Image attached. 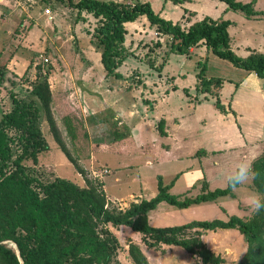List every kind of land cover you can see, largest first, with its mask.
I'll list each match as a JSON object with an SVG mask.
<instances>
[{"label": "rangeland", "instance_id": "374dc122", "mask_svg": "<svg viewBox=\"0 0 264 264\" xmlns=\"http://www.w3.org/2000/svg\"><path fill=\"white\" fill-rule=\"evenodd\" d=\"M17 1L18 2L15 0H0V28L4 30L5 33L2 38V40L4 39L2 42V49L0 50V70L3 71V75H0V116L12 106L10 94H28L38 73L49 72L51 74L54 70L57 74L62 72L65 67V65H63L64 63L61 62L62 55L71 56L72 50L77 51L81 47V44H78V42H87L89 38L91 41V39H93L92 33L94 27L98 24V20L91 14L82 12L81 15H78L77 10L72 9L66 2L63 3L53 0H21V5L19 3L20 0ZM117 1L133 2L134 0ZM146 1L152 4L156 12L161 9V6H164L166 10L172 12V17L177 20L184 11V7L179 5L180 3L174 2V0ZM237 1L243 3L253 1L254 3L255 0ZM192 3L196 10L202 9L205 13L209 11L213 16L221 15L226 17L225 19L235 22L232 23L230 32H228L231 38L230 47L237 55L244 57L241 52H245L244 49L246 45H248L249 48L255 49L263 47L264 36L257 32L259 29L264 31V21L260 22V20L257 19L247 18L243 11L230 9L225 1L195 0V2ZM259 3L260 7L264 8V0H259ZM47 9L50 10L49 14H47V25L41 24L37 27L40 28L42 32L38 38L39 41L37 43L26 41L28 31L36 27L32 26L34 24V17H29V15L37 10L45 13ZM140 18H145V16H141ZM246 19H248L249 22L243 23ZM144 20V23L139 21L136 25H129L130 34L127 35V32L126 39L123 43L128 54L127 58H129L126 64H122V66L120 65L117 68V72L120 74L117 80L121 81L122 87L133 89V95L136 99L139 98L138 107L140 108L137 111L142 112V110H144L140 100H142V102L145 101L144 104L146 107L144 108L148 110H150V108L152 109V107H154V102H156L154 99L158 97V99H160L162 97L160 95H163L167 90L171 91V88H174L173 79L178 78L179 83L185 86L187 88L186 92L189 90L190 94L185 92L186 95L183 89H179L178 91L174 90L175 92L168 97V105H171L170 112H167L168 108L166 107V102L163 104L161 103L162 105H160L159 110L164 113H172L174 114L173 116H178L177 114L183 115L187 120L190 117L196 120V123L190 129L192 132V148L195 147V149H199L200 147H207L215 149L219 148L216 146L224 145L219 148L223 149L224 147L228 148L238 145L239 134L235 125L233 126V123H227L220 119L219 116H221V113L215 107L214 93L215 95L218 94L219 88L212 86L211 92L207 94V98L199 102L201 100H199L201 87H199L200 85L196 75L200 69L198 63L205 62L206 78L221 77L226 79L227 81L221 90L223 96L220 98L222 102L227 104L228 101H230L232 91L237 89L236 85L243 80L247 71L234 66L226 59L214 55L207 47L204 48L199 46L194 48L192 53L188 55L177 54L171 50V37L157 33L155 27L148 28L149 24L146 18ZM184 23L185 22L182 21V24ZM75 30L79 32L82 39H78L76 36L75 39H71L72 42L74 41V48L70 50L68 35L71 34V32L74 33ZM74 53L76 54V52ZM78 57L80 56L78 55ZM45 59L47 61H45ZM96 72L101 75L100 70ZM246 82L250 85L247 87L248 89L259 88V85H257L258 83L255 82L253 78L248 77ZM140 93L142 94L141 96H139ZM145 97L147 98L143 99ZM239 101L240 104L237 105L238 109L242 110L244 118L250 122V124H245V120L243 122L244 124H242L243 127L256 131L257 133L255 135L262 136V139H264V115L258 117L257 114L253 113L250 108L252 103V97L250 95L243 93ZM258 107L259 104L256 106L257 111ZM42 114L44 124H41V129L49 146L52 147L50 149L51 152H43L39 157L37 171L42 179L62 177L70 179L81 186H86L88 183L96 185V180L104 184L107 178H113V171L111 172L112 169L108 166V159L112 158V156L108 157V152L109 150L114 151V142L120 140V138L115 137L114 129L117 127L119 130L117 129L116 132L124 134V129H122V127H118V125L116 126L115 124L55 123L59 133L58 136L66 148L67 154H65L60 144L51 133L50 124L45 118V112L42 111ZM170 116L171 115H167V117ZM157 122L156 124H158ZM205 124L207 130L203 129V125L205 126ZM211 128L216 130V135H211ZM212 136L223 138L224 143L222 144L217 141H213L212 143ZM129 142L128 140L121 146L129 148L131 147ZM132 153L130 157H125L127 153H123L122 156L124 157L121 159L119 158L118 163L122 165H132V168L137 169V172L142 174L143 182L145 183L142 184L141 189L138 188L135 193L144 194V198H146L145 195L149 193L148 189L157 187V178L155 177L156 171H161L165 174V181H168L169 176H167V174H170L171 171L170 169L158 168L157 161L155 159L153 160V157L149 154L138 151ZM219 154H221V152L216 153L217 157L220 158L223 156ZM148 157L152 159V165H148L145 162ZM25 162L26 164H31L29 160ZM52 162L55 163L54 167L51 165ZM188 163L189 161H184L180 165L186 166ZM179 167L181 166L177 163L174 169H178ZM103 168H107L109 173L100 177L96 176V178L94 172ZM209 170L208 167H204L205 174L207 173L210 175L211 173H209ZM76 172H78L79 175H77ZM186 173L188 180L190 178L192 181L190 183L197 182L199 185L202 184L201 179L203 172L199 169L198 164H196V167H191L184 171V174ZM129 180L130 182H128ZM183 180L185 179L183 178ZM182 181L177 183L173 190H171L172 194L177 195L183 192L180 190L183 187ZM118 183H125V187L131 186V188H136V186H138L131 181L129 177L125 180H122L120 177ZM106 185V207L109 210H125L129 207L131 202H137L141 199L139 195L134 196L131 193L122 195L120 200L111 198L110 188L112 186L109 183H106ZM216 187L224 188L226 185ZM99 188H103L104 190L101 183ZM114 189L117 190L118 188L115 187ZM202 189L201 186L195 184L194 190L191 191V193H182L184 195L180 196L179 199L182 200L184 198L195 197L202 192ZM204 189L208 191L210 187L206 185ZM133 199L136 201H133ZM196 207L198 208L194 210L189 209L180 213L185 209L170 205L167 202H161L157 207V211L161 212L164 210L163 208H168L166 211L169 212V215L162 217L166 223H160L156 226L181 225L184 223L181 221L189 216V211L192 213V218L195 217L194 219L206 220L218 217L212 213L210 208L204 207L203 202ZM109 228L119 240V249L117 252L121 264H135L129 254V244L131 243H136L140 246L149 264H202L197 256L189 254L181 246L162 244L158 248H148L142 242L141 234L132 231L129 227L120 226L116 228L109 225ZM202 238L213 252L223 258V263L221 264H235L244 255L247 248L243 235L237 229H220L218 233L215 231H204ZM7 244L13 247L12 242H7Z\"/></svg>", "mask_w": 264, "mask_h": 264}, {"label": "trees", "instance_id": "16d2710c", "mask_svg": "<svg viewBox=\"0 0 264 264\" xmlns=\"http://www.w3.org/2000/svg\"><path fill=\"white\" fill-rule=\"evenodd\" d=\"M53 1L66 2L77 10L78 15L87 12L98 20L92 42L100 53L107 75L119 77L117 68L128 56L123 46L127 34L125 24L145 16L157 33L171 37L173 52L188 55L192 47L203 43L214 55L236 67L255 72L264 81V54L253 50L246 57L237 55L230 47L229 20L205 16L183 28L156 13L148 1ZM221 1H225L230 9L243 11L246 16L257 14L253 1ZM198 65L200 69L196 76L201 91L211 92L212 86L219 88L222 80L206 78L205 62ZM2 73L0 70V75ZM48 75L49 72L38 73L26 95L11 93L12 106L0 116V264H121L117 252L119 240L109 225L127 226L140 233L148 248H158L162 244L181 246L197 256L202 264L223 263V258L203 240V232L237 229L247 248L235 264H264V212L252 213L248 218L231 215L227 220H192L175 226L158 227L149 223V212L161 202L186 208L232 195L233 188L226 186L205 191L203 181L200 194L180 200V196L169 192L174 180L166 184L162 176H157L155 196L141 198L131 202L127 209L115 211L106 207L105 191L99 188L103 182L96 180V185L81 186L62 177L42 179L37 171L39 157L50 150L41 129L42 111L51 133L67 154L51 114ZM216 96V107L224 111L218 94ZM163 125L161 119L157 125L161 135L165 134ZM26 160L31 164H26ZM252 168L259 173L252 181L253 187L264 195V154L253 161ZM7 242L16 244L17 248L8 246ZM129 254L135 264H149L138 244H129Z\"/></svg>", "mask_w": 264, "mask_h": 264}, {"label": "crops", "instance_id": "0c3cea01", "mask_svg": "<svg viewBox=\"0 0 264 264\" xmlns=\"http://www.w3.org/2000/svg\"><path fill=\"white\" fill-rule=\"evenodd\" d=\"M192 2H195V0H180V2H178L180 3L179 5L184 7V11L178 20L176 18H173L171 15L172 12L166 10L164 6H161V9H159L157 12L155 10L154 11L165 19L171 20L174 23H179L183 28H187L191 23L200 20L205 16H209L213 19L226 18L221 15L213 16L211 12L209 13L208 11L207 13H205V11L202 9L196 10ZM253 4V7L255 8L257 14L252 16H245L247 18L260 20V22L264 21V8L260 7L259 0H255ZM30 16L34 17V24L32 26L36 27L28 31V37L26 38V41L30 43H37L39 41L38 38L42 33L40 31L41 29L37 27H39L41 24L47 25V14L37 10L33 11V14L29 15V17ZM144 19L145 18H138L134 22L126 23L125 26L128 32L127 35L130 34L129 25H136L139 21L144 23ZM182 21H184L185 23L182 24ZM230 22L231 23L228 26L229 32L232 23H235L232 20ZM248 22L249 20L246 19L243 23ZM149 27L150 25L148 26V28ZM257 33L263 34L264 36V31L260 29ZM4 34V30L0 28V50L2 49V42L4 40H2V38ZM68 36L71 50V48H74V41L72 42L71 39H75V36L78 39H82V36L76 30L74 31V33L71 32V34H69ZM78 44H81V47L79 48L80 51L77 50V52L75 50H72L71 56L62 55L61 62L64 63L63 65H65L63 71L57 74V72L54 70L51 74L49 73L48 75V83L52 96L51 114L56 124H115L116 126L118 125V127H122V129H124V134L116 132L117 129L119 130V128L116 127L114 129V135L116 137L119 136L120 140L114 142L115 150H109L108 152V157L112 156V158L108 159V166L111 167V172L113 171L112 174H114V176L113 178H107L106 182H104L103 184V187L105 191L107 188L106 183L111 184L112 187L110 188V190L111 192L113 191L112 193L110 192L111 198L120 200V198H122V195H126V193H131L134 196L139 195L141 198H144V194L135 193V191L138 190V188L141 189L142 184L145 183L143 182L142 174L137 172V169L132 168V165H122L118 163L119 158L121 159L122 157H124L122 156L123 153H127L125 157H130L131 153L134 151L149 154L153 157V160L155 159L157 161L158 168L170 169L171 173L167 174V176H169L168 181L164 180L165 174H163L161 171H156L155 173V177L157 178V176H162L163 182L166 184L170 183L171 180H174L173 186L169 190L170 193H172L171 190H173L175 185L182 181L184 178L185 180L181 182L183 184V187L180 189L183 192L177 194V196L184 195L182 193H191V191L194 190L195 184L197 186H202V184L199 185L197 182L190 183L192 181L190 180V178L188 180L187 173L184 174V171L188 170L191 167H196V164L199 165V169H201L203 172L201 179L202 182L204 181L206 185L210 187L209 190H214L216 188H219L216 186L226 185L224 180L225 174L236 163L248 162L252 166L253 161L264 154V139H262L263 137L255 135L257 133L256 131L243 127L242 124H244L243 122L246 119L243 116L242 110L238 109L237 107V105L240 104L239 98H241L243 93H246L247 95H250L252 97L250 108L253 113L257 114L258 117L264 115V81L260 79L255 74V72L246 70L247 72L245 77L239 84L236 85L237 89H234L232 91L230 101H228L227 104L222 102V99L220 98L221 96H223L221 90L223 89L227 80L220 77L222 82L217 93L221 104L224 106V111H220L216 107V105L215 107L221 113V116H219L220 119L227 123H233V126L235 125L236 130L239 134V144L228 148L224 147L223 149L219 148L224 145L216 146L219 148L215 149L207 147H200L199 149H195V147L192 148L191 146V144L193 143H191L192 132L190 131V129L196 123V120L191 117L187 120L183 115L177 114L178 116H173L174 114L172 113H164L163 111L159 110L160 105L166 102V107L168 108L167 112H170L171 105H168V97H170L173 92L178 91L179 89H183L184 93L186 92L187 88L179 83L178 78L173 79L174 88L172 87L173 89L171 88V91L167 90L165 93H163V95H160L162 96L160 99H158L159 97L154 99L156 100V102H154V107H152V109L150 108V110H148L147 108H144L146 107V105L144 104L145 101L142 102V100H140L144 110H142V112L137 111L140 108L138 107L139 98H135V96L133 95V89H126V87L123 88L121 81H118L117 77L106 74L100 60V53L93 44L92 39L90 41L89 38V41H82V43L80 41V43L78 42ZM199 46L204 48L206 47L203 43H200L199 45L190 49V54L192 53L194 48H197ZM244 50L245 52H241L243 53L244 57L253 50L264 54V45L259 49L249 48V46L246 45ZM74 52H76V54ZM78 55L80 57H78ZM128 58H126L122 64H126ZM98 70L101 71V75L96 72ZM248 77L253 78L255 82L258 83L257 85H259V88L248 89L247 87L250 86L246 82ZM209 92L201 91L199 98V100H201L199 102L207 98V94ZM186 93L190 94V91L188 90ZM141 95L142 94L140 93L139 96ZM216 95L214 93L215 100L217 98ZM146 98L147 97L143 99ZM257 104H259L258 111L256 109ZM167 115L171 116L167 117ZM161 119L164 120V135H161L159 133L157 128L158 124H156V122H159ZM41 124H44L43 119L41 121ZM245 124H250V122L246 120ZM203 129L207 130L206 124L205 126L203 125ZM213 130L214 129L211 128V135H216V130H214V132L212 133ZM211 138L212 143L213 141L221 142L222 144L224 143L223 138H220L218 136H212ZM128 140L130 141L129 143L131 144V147H122L121 145ZM51 148L52 147L50 146V149ZM49 151L51 152V150ZM217 152H221V154L219 155L223 156H221L220 158L217 157ZM184 161H189L188 165H180ZM145 162L148 165L153 164L152 159L149 157ZM177 163L181 167H179L178 169H174L175 164ZM51 165H53L54 167L55 163L52 162ZM204 167H208L210 169V175H208L207 173L205 174ZM76 173L77 175H79L78 172ZM120 177L122 178V180L128 179L129 177V179H131V181H133L138 186H136V188H131V186L125 187V183H118ZM128 182H130V180ZM115 187L118 189L115 190ZM148 190L149 193L145 195L146 199L155 196L157 193V187H153ZM105 192L107 194V191ZM232 192V195L220 196L214 201H207V203L203 202L204 207L210 208L212 213L215 214V216H218L217 218H221V220H227L229 216H231L230 214H236L239 217L248 218L252 212L248 207V196L251 193L258 194L253 187V182L251 181L247 184L233 188ZM133 201L136 200L133 199ZM197 205L198 204H192L186 208H182L185 210H182V212L180 213H183V211L189 209H197ZM157 207L153 211H150L148 214L149 223L153 226H156L160 223H166V221L163 220L162 217L165 215H169V212L166 211L168 208H163L165 211L162 210L161 212H158ZM188 213L189 216L181 222L187 223L190 220H205L194 219L195 217L192 218V213L190 211ZM219 230L220 229L215 232L218 233Z\"/></svg>", "mask_w": 264, "mask_h": 264}, {"label": "clouds", "instance_id": "9594fccd", "mask_svg": "<svg viewBox=\"0 0 264 264\" xmlns=\"http://www.w3.org/2000/svg\"><path fill=\"white\" fill-rule=\"evenodd\" d=\"M259 176L248 162L236 163L224 177L228 188H236L240 185L254 181ZM248 207L253 214L264 212V195L251 193L248 196Z\"/></svg>", "mask_w": 264, "mask_h": 264}, {"label": "built area", "instance_id": "2783aa9c", "mask_svg": "<svg viewBox=\"0 0 264 264\" xmlns=\"http://www.w3.org/2000/svg\"><path fill=\"white\" fill-rule=\"evenodd\" d=\"M16 2H18L17 0H15ZM20 4H21V0H20V2H19ZM24 3V2H23ZM22 5V4H21ZM49 12H50V10L49 9H47L46 11H45V14H49ZM45 61H47L46 59H45ZM95 173V177L96 176H104L105 174L107 175L108 173H109V170L107 169V168H103V169H101V170H99V171H96V172H94ZM97 178V177H96Z\"/></svg>", "mask_w": 264, "mask_h": 264}, {"label": "water", "instance_id": "95a60500", "mask_svg": "<svg viewBox=\"0 0 264 264\" xmlns=\"http://www.w3.org/2000/svg\"><path fill=\"white\" fill-rule=\"evenodd\" d=\"M14 244V243H13ZM15 248H17L16 244H14ZM17 252H18V249H17Z\"/></svg>", "mask_w": 264, "mask_h": 264}, {"label": "bare ground", "instance_id": "6f19581e", "mask_svg": "<svg viewBox=\"0 0 264 264\" xmlns=\"http://www.w3.org/2000/svg\"><path fill=\"white\" fill-rule=\"evenodd\" d=\"M13 247H15L14 244H13Z\"/></svg>", "mask_w": 264, "mask_h": 264}]
</instances>
